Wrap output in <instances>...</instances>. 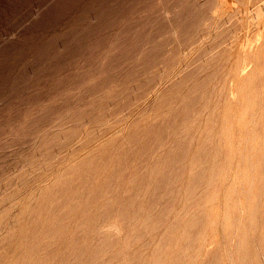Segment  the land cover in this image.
<instances>
[{"label":"rangeland","instance_id":"rangeland-1","mask_svg":"<svg viewBox=\"0 0 264 264\" xmlns=\"http://www.w3.org/2000/svg\"><path fill=\"white\" fill-rule=\"evenodd\" d=\"M244 81L264 0H0V264H264V194L217 192Z\"/></svg>","mask_w":264,"mask_h":264},{"label":"clouds","instance_id":"clouds-1","mask_svg":"<svg viewBox=\"0 0 264 264\" xmlns=\"http://www.w3.org/2000/svg\"><path fill=\"white\" fill-rule=\"evenodd\" d=\"M218 104L224 156L217 192L223 193L227 202L240 205L250 198V203L255 204L257 194H264V84L257 93L250 82L244 81L236 99L226 95ZM208 212L218 215L220 208L213 207ZM252 227L255 228V220ZM203 239L201 233L192 241L196 264H216V255L203 244ZM238 255L243 264L247 256L254 257L255 250L238 249Z\"/></svg>","mask_w":264,"mask_h":264},{"label":"bare ground","instance_id":"bare-ground-1","mask_svg":"<svg viewBox=\"0 0 264 264\" xmlns=\"http://www.w3.org/2000/svg\"><path fill=\"white\" fill-rule=\"evenodd\" d=\"M211 56H212V55H211ZM258 92H259V91H258ZM212 121H213V120H212ZM213 126H214V125H213ZM186 129H187V128H186ZM186 135H187V134H186ZM108 144H109V143H108ZM167 146H168V145H167ZM219 146H220V145H219ZM107 148H108V146H107ZM217 148H218V147H217ZM110 153H111V151H110ZM100 155H101V154H100ZM108 156H109V155H108ZM110 156H111V155H110ZM111 157H113V156H111ZM114 158H115V157H114ZM208 158H209V157H208ZM110 159H111V158H110ZM111 161H112V160H111ZM114 161H115V160H114ZM210 162H211V161H210ZM106 167H107V166H106ZM175 168H176V167H175ZM79 174H80V173H79ZM85 175H86V174H85ZM78 176H79V175H78ZM87 176H88V175H87ZM93 179H94V178H93ZM96 181H98V180H96ZM65 182H66V181H65ZM56 183H57V182H56ZM58 184H60V183H58ZM63 184H64V183H63ZM68 184H69V183H68ZM68 184H67V185H68ZM60 186H61V185H60ZM60 186H59V187H60ZM73 186H74V185H73ZM84 186H85V185H84ZM77 188H78V187H77ZM84 188H85V187H84ZM47 189H49V188H47ZM85 189H86V188H85ZM90 189H91V188H90ZM45 190H46V189H45ZM50 190H51V189H50ZM53 190H54V187H53ZM202 190H203V189H202ZM65 191H66V190H65ZM67 191H68V190H67ZM45 192H46V191H45ZM62 192H63V191H62ZM105 192H106V191H105ZM107 192H108V191H107ZM83 193H84V192H83ZM101 193L103 194V192H101ZM209 193H210V192H209ZM46 194H47V193H46ZM42 195H43V194H42ZM44 196H45V195H44ZM46 196H47V195H46ZM64 196H65V195H64ZM43 198H44V197H43ZM47 198L49 199V197H47ZM51 198H52V197H51ZM64 198H65V197H64ZM75 198H76V197H75ZM75 198H74V199H75ZM48 199H46V200H48ZM59 199H60V198H59ZM70 199H71V198H70ZM70 199L68 198V201H69ZM98 199H99V198H98ZM72 200H73V199H72ZM55 202H56V201H55ZM63 202L65 203V201H63ZM64 203H63V204H64ZM72 203H73V201L71 202V204H72ZM52 204H53V203H52ZM52 204H51V205H52ZM63 204H62V205H63ZM68 204H70V203H68ZM54 205H55V204H54ZM86 205H87V204H86ZM52 206H53V205H52ZM57 206H58V205H57ZM57 206H56V207H57ZM65 206H66V205H65ZM71 206H72V205H71ZM186 206H187V205H186ZM33 207H34V206H33ZM39 207H40V206H38V208H39ZM28 208H30V207H28ZM35 208H36V207H35ZM35 208H34V209H35ZM40 208H41V207H40ZM45 208H46V206H45ZM45 208H44V210H45ZM86 208H88V207H86ZM90 208H91V207H90ZM24 209H25V208H23V211H24ZM41 209H42V208H41ZM52 209H53V207H52ZM60 209H61V208H59V210H60ZM69 209H70V208H69ZM27 210H28V209H27ZM42 210H43V209H42ZM49 210H50V209H49ZM64 210H65V209H64ZM89 210H90V209H89ZM32 211H33V210H32ZM51 211H52V210H51ZM54 211H55V210H54ZM36 212H37V211H36ZM59 212H60V211H59ZM87 212H88V211H87ZM87 212H86V213H87ZM57 213H58V212H57ZM50 214H51V213H50ZM50 214H49V215H50ZM55 214H56V212H55ZM60 214H61V213H60ZM75 214H76V213H75ZM77 214H78V213H77ZM40 215H41V214H40ZM34 216H35V215H34ZM42 216H43V215H42ZM66 216H67V215H66ZM83 216H84V215H83ZM37 217H38V216H37ZM39 217H40V216H39ZM84 217H85V216H84ZM40 219H43V218H40ZM61 219H62V218H61ZM69 219H70V218H69ZM38 220H39V219H38ZM59 221H60V220H59ZM61 221H62V220H61ZM61 221H60V222H61ZM56 222H57V221H56ZM61 223H62V222H61ZM45 224H47V223H45ZM58 224H59V223H58ZM75 224H76V223H75ZM47 225H48V224H47ZM55 225H57V224H55ZM37 226H38V223H37ZM45 226H46V225H45ZM51 226H52V225H51ZM38 227H39V226H38ZM41 227H43V226H41ZM46 227H47V226H46ZM57 227H58V226H57ZM74 227H75V226H74ZM78 227H79V226H78ZM53 228H54V227H53ZM63 228H64V227H63ZM75 228H76V227H75ZM117 228H118V227H117ZM35 229H36V228H35ZM40 229H41V228H40ZM40 229H39V232H40ZM49 229H50V228H49ZM43 230H44V228H43ZM46 230H47V229H46ZM54 230H55V229H54ZM61 230H62V229H61ZM48 231H50V230H48ZM48 231H47V232H48ZM204 231H205V230H204ZM55 232H56V231H55ZM30 233H31V231H30ZM32 233H34V232H32ZM48 233H49V232H48ZM52 233H53V232H52ZM44 234H46V233H44ZM24 235H25V234H24ZM27 235H28V234H27ZM188 235H189V234H188ZM190 235H191V234H190ZM28 236H31V235H28ZM39 236H40V235H39ZM49 236H50V235H49ZM60 236H61V234H60ZM24 237H25V236H24ZM41 237L43 238V237H45V236H41ZM46 237H47V236H46ZM46 237H45V238H46ZM25 238H26V237H25ZM42 238H41V239H42ZM27 239H28V238H27ZM29 239H30V238H29ZM31 239H32V238H31ZM34 239H36V238H34ZM48 239H49V238H48ZM60 240H61V239H60ZM52 241H54V240H52ZM166 242H167V241H166ZM73 243H74V242H73ZM24 244H25V243H24ZM24 244H23V245H24ZM50 244H51V243H50ZM50 244H49V245H50ZM69 244H70V243H69ZM73 245H74V244H73ZM43 246H44V245H43ZM74 247H75V246H74ZM44 248H46V247H44ZM27 256L29 257V255H27ZM37 256H38V255H36V257H37ZM73 256H74V255H73ZM79 256H80V255H79ZM36 259H37V258H36ZM67 259H68V258H67ZM76 259H77V258H76ZM78 259H79V258H78ZM28 260H29V259H28ZM31 260H32V259H31ZM31 260H29V261H31ZM37 260H38V259H37ZM64 260H65V259H64ZM64 260H63V261H64ZM36 262H37V261H36ZM67 262H68V260H67ZM78 262H79V260H78ZM68 263H69V262H68Z\"/></svg>","mask_w":264,"mask_h":264}]
</instances>
